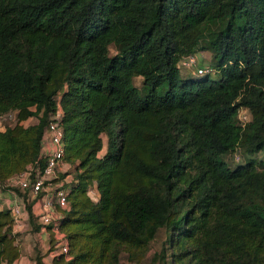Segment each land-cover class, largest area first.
Listing matches in <instances>:
<instances>
[{"label":"trees","instance_id":"16d2710c","mask_svg":"<svg viewBox=\"0 0 264 264\" xmlns=\"http://www.w3.org/2000/svg\"><path fill=\"white\" fill-rule=\"evenodd\" d=\"M214 21L222 26L200 45ZM200 51L215 75L181 77V59ZM57 107L73 175L58 220L67 251L46 262L53 238L36 198L8 179L42 162L39 140ZM7 112L0 184L21 197L29 232L47 234L34 264L135 262L160 229L174 264H264V159L223 160L237 148L264 153V0H0ZM13 225L3 207L0 264L19 257Z\"/></svg>","mask_w":264,"mask_h":264},{"label":"built area","instance_id":"2783aa9c","mask_svg":"<svg viewBox=\"0 0 264 264\" xmlns=\"http://www.w3.org/2000/svg\"><path fill=\"white\" fill-rule=\"evenodd\" d=\"M194 63L196 65L197 61L191 54L181 59L182 66H193ZM208 72H210V69H208L207 65H201V67L196 69V73L198 74ZM4 115L6 114L0 116ZM60 117L61 111L57 107L42 130L39 140L42 162L36 161L8 179V184L18 187L21 192L27 194L29 199L32 200L36 198L33 207L37 222L42 231L48 227L53 238L54 249L50 251V257L66 253L67 251L65 237L58 228V220L61 217V212L59 210L66 207L68 188L63 187L60 181L52 183V181L56 179L58 168L64 164L62 160L63 135ZM245 119L246 117L242 120ZM24 122H22V124ZM3 129L4 127L0 126V130ZM5 207L10 210L13 226L15 228L19 227L24 215L20 198L12 195L11 202ZM2 208L3 206L0 204V210Z\"/></svg>","mask_w":264,"mask_h":264},{"label":"rangeland","instance_id":"374dc122","mask_svg":"<svg viewBox=\"0 0 264 264\" xmlns=\"http://www.w3.org/2000/svg\"><path fill=\"white\" fill-rule=\"evenodd\" d=\"M221 26H222V22H219V21H214V22H210V23L203 25L200 40H199L200 45H203L204 43H206V39L210 35L215 33ZM108 53L110 55H113L116 53V47L113 44H110L108 46ZM193 56L195 60L197 61V64L195 65L194 63L193 66L180 67L179 72H180L181 77L197 76L196 67L198 68V66L201 64L202 65L209 64V60H210L209 52L200 51V52H196L195 54H193ZM213 72H210V77H213V75H215ZM140 80L141 79L139 77L135 78L134 85L138 87L140 85ZM56 99H58V96H56ZM5 114L6 115L4 116H0V126H3V127L6 125L12 126L14 124V113L7 112ZM247 115H248L247 111L244 112V110H239L238 111L239 121H241L245 117L247 119ZM245 120H242V121H245ZM34 122H35V118L30 117L22 125H28ZM101 139H102V147L97 153L98 156L103 155L106 151V136L101 135ZM248 158H251L255 160L256 162L261 161L264 159V153L256 152L252 155H248L241 148H237L232 153H228L223 156V160L226 162L228 166H232L236 163L243 162ZM72 175H73L72 166L64 163L58 168L57 173H56V179L57 178L60 179V177L62 176L63 179L58 180V181L63 183L64 181L68 180L70 176ZM10 188H14V187L13 186L11 187L10 185L6 183L0 184V201L6 200L5 203H2L3 207H5L6 204H9L11 202L12 195H15L16 197L21 198L18 194H16V192L11 190ZM87 194L92 200L94 201L96 200L97 193H96L94 185H91L88 188ZM18 238L20 239V241L18 240ZM167 239H168L167 232L164 229L158 230L155 237L152 239V241L150 242L148 246L149 249L147 248L148 251L145 252L137 261L135 262L127 261L122 255L118 261V264H174V262H170V258H171L170 253L172 251V248L169 246ZM21 241H22V244H20ZM18 242H20L19 250L21 246L23 252H25L26 256L28 257L27 259L28 262L30 264H33L32 261H34V258L37 255L38 251L36 250V248H33L35 246L34 239H33V236L29 233L28 226L26 224H24L19 231V235L17 237V243ZM162 250L164 252L163 259L160 258V253H162Z\"/></svg>","mask_w":264,"mask_h":264},{"label":"crops","instance_id":"0c3cea01","mask_svg":"<svg viewBox=\"0 0 264 264\" xmlns=\"http://www.w3.org/2000/svg\"><path fill=\"white\" fill-rule=\"evenodd\" d=\"M5 201L6 200L0 201V204L2 205V203H5ZM24 224H26L28 226L25 219L22 217L21 225L19 227L14 228V230L19 232L21 227ZM30 234L33 236V239H34V245L35 246L33 248H36V250H38L40 254H43L45 252V249L47 248V234L42 232V231H39L35 234H32V233H30ZM18 240L20 241L19 238H18ZM19 243L20 242H18V245L22 244V241L20 244ZM47 258H49V259H47ZM27 259H28V257L26 256V253L23 252V250L20 246V254H19L18 259L14 262V264H30ZM50 259L51 258L49 256V254L45 255V257L43 258V260H45V261L47 260L46 262H49ZM32 263L34 264V261H32Z\"/></svg>","mask_w":264,"mask_h":264},{"label":"clouds","instance_id":"9594fccd","mask_svg":"<svg viewBox=\"0 0 264 264\" xmlns=\"http://www.w3.org/2000/svg\"><path fill=\"white\" fill-rule=\"evenodd\" d=\"M202 65V64H201ZM201 65H199V67L201 66ZM207 66H208V64H207ZM211 72V71H210ZM210 72H208V73H210Z\"/></svg>","mask_w":264,"mask_h":264}]
</instances>
